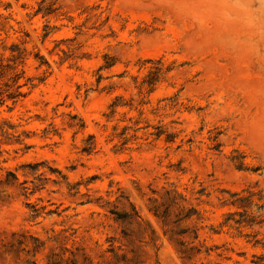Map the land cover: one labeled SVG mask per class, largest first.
<instances>
[{
  "label": "rangeland",
  "instance_id": "obj_1",
  "mask_svg": "<svg viewBox=\"0 0 264 264\" xmlns=\"http://www.w3.org/2000/svg\"><path fill=\"white\" fill-rule=\"evenodd\" d=\"M41 1L0 0V264H264V0Z\"/></svg>",
  "mask_w": 264,
  "mask_h": 264
},
{
  "label": "trees",
  "instance_id": "obj_2",
  "mask_svg": "<svg viewBox=\"0 0 264 264\" xmlns=\"http://www.w3.org/2000/svg\"><path fill=\"white\" fill-rule=\"evenodd\" d=\"M56 3L57 0H49V2L45 4V0H42L39 4V7L35 11V14L42 13L43 16H47L54 13L58 8L56 7ZM47 33L48 32H46L45 35H47ZM25 56L26 49L21 47V45L16 42H13L11 45H6L3 42L2 45H0V105L4 104L7 101H11L12 104H16L27 94L25 91H22V87L28 85H30V87L33 86V84L31 83V79L29 78L24 83H20V79L23 77V71L19 70L18 67L20 64L23 63ZM36 57H39V59L41 60L40 64L47 63L45 60L42 59L41 56H38V54H36ZM110 65L111 64H107L105 67H109ZM156 75V73L153 74L146 81V83H148L150 87L154 85L155 81L157 80ZM120 99V96H116L113 102L110 104L111 111L110 114L107 115L108 118H110L116 112V108L118 106L123 105L119 103ZM80 127H83V123L80 124ZM145 128H148V125L143 127H136L134 128V131ZM114 129H116V126L114 127ZM128 129H130L129 126H124L119 133H116V136L121 139L122 145L127 144L128 141H130L131 139L130 137H127ZM146 134L154 135L157 138L161 137L162 135H165V139L167 141L173 140L171 132H166L162 128H158V130H156L155 132H147ZM132 137L136 139L137 135L133 134ZM91 139H93V135L89 136V142H87V144L83 148L84 152L90 153L94 150L95 144L93 141H90ZM37 166L38 164H36L35 167ZM247 191L249 192L248 195H242L240 192L231 193L232 196H236L237 198L229 201V203L243 208V211L229 212L224 221L225 224L232 225V223H234L238 227H252L260 223V221L257 220V217L255 215L247 214L246 211L247 208H252V206L254 205H256L258 209H260L263 206V204L259 202L261 200V197H259L257 200L254 197L255 194L253 192L249 190ZM113 213H115L117 217L130 216V214L128 213H120L116 211H113ZM236 214H238L240 217L236 218Z\"/></svg>",
  "mask_w": 264,
  "mask_h": 264
}]
</instances>
